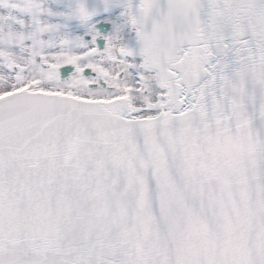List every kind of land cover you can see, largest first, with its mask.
I'll use <instances>...</instances> for the list:
<instances>
[{
	"label": "snow or ice",
	"instance_id": "snow-or-ice-1",
	"mask_svg": "<svg viewBox=\"0 0 264 264\" xmlns=\"http://www.w3.org/2000/svg\"><path fill=\"white\" fill-rule=\"evenodd\" d=\"M0 264H264V0H0Z\"/></svg>",
	"mask_w": 264,
	"mask_h": 264
}]
</instances>
